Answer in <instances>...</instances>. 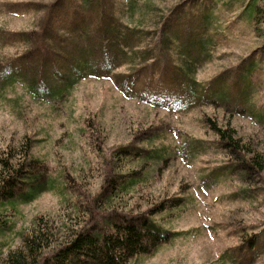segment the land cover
<instances>
[{"label":"rangeland","instance_id":"1","mask_svg":"<svg viewBox=\"0 0 264 264\" xmlns=\"http://www.w3.org/2000/svg\"><path fill=\"white\" fill-rule=\"evenodd\" d=\"M216 1L0 0V171L2 160L15 165L29 152L49 185L9 213L0 264L10 251L18 256L19 233L37 218L50 229L46 257L111 213L172 232L128 264H264V24L254 25V3H262ZM103 7L126 35L117 27L103 42L96 34ZM194 15L216 17L199 54L182 35L196 31ZM49 21L46 40L58 48L32 54L36 35L24 33ZM195 58L187 76L180 66ZM57 83L69 88L60 94ZM225 130L248 155L229 150ZM149 152L144 164L135 159ZM124 173L137 185L105 208Z\"/></svg>","mask_w":264,"mask_h":264},{"label":"trees","instance_id":"2","mask_svg":"<svg viewBox=\"0 0 264 264\" xmlns=\"http://www.w3.org/2000/svg\"><path fill=\"white\" fill-rule=\"evenodd\" d=\"M218 2L217 0L216 3ZM260 2L262 5L259 2L254 3L256 6L255 26L264 24V0H260ZM80 9L81 6L72 8L74 11L72 14L75 19L81 13ZM130 9L132 10L131 19L134 20L137 13L136 5H131ZM108 10L103 7V10L100 11L101 20L95 28L96 34L105 38L103 42L114 40L117 27V37L126 35L123 32L119 33V22L117 21L118 24L116 25L115 19ZM193 18V22L196 23V31L190 38L185 34V30H183L182 35L186 38V43L192 50L191 53L199 54L200 50L203 52L206 48V43L204 38H202L205 34L204 31H207L208 23H213L216 17L214 19L212 16H207L199 19L194 15ZM51 24V21L47 22L38 34H34V32H32L33 34L24 33L25 36L36 35V39L28 45L32 54L42 52L46 53L47 57L50 52L58 48V43H51L52 40H46L47 35L50 33ZM174 42L176 43V41ZM196 61L197 59L195 58L187 63V67L180 66L187 76L194 74ZM80 67L82 69L84 66L81 64ZM93 68L92 66L87 67V69ZM253 70L254 64L247 65L248 74ZM245 83L247 84V81ZM57 85L60 88V94L69 88L67 85L64 86L58 83ZM247 87L248 84L243 87V90H247ZM219 134L224 142H228L227 147L230 151H242L248 155V149L242 145L239 139L234 137L232 131H219ZM152 154L153 152H149L147 155L139 154L135 159L140 160L138 163L144 164L146 162L145 159L150 158ZM23 158L24 160L18 161L15 165L5 160L1 161L4 168L0 171V235H4L9 231L10 228L8 226L13 224L10 219H7V217L11 216L9 215L11 211L20 212L18 208L20 203H31L37 200L49 188L44 178L46 173L41 167V160L30 157L29 152H24ZM118 158L122 160V157L118 156ZM255 159H252L253 166L262 170L263 162L260 161L261 159L257 155H255ZM133 173L137 175V172L134 171ZM134 174L124 173L119 175L116 187L113 188L114 196H110L104 201L105 208L114 206L121 201L124 195H128L130 191L132 192L133 187L137 185ZM76 210L78 212L81 211L80 208ZM114 214H109L111 217L105 224L99 225V223H95L92 225L93 227H83L78 232L76 231L71 241L46 257L42 256L43 251L49 248L51 242L50 229L43 218H37V222L33 223V227L28 233L26 231L19 233L23 248L18 252V256L13 251H10L6 262L8 264H128L139 256L150 255L165 244L169 240V236H172L170 230L152 219H143V216L134 217L125 214Z\"/></svg>","mask_w":264,"mask_h":264}]
</instances>
